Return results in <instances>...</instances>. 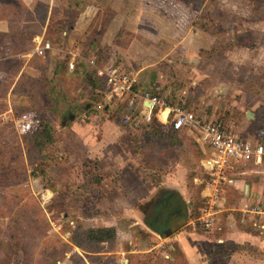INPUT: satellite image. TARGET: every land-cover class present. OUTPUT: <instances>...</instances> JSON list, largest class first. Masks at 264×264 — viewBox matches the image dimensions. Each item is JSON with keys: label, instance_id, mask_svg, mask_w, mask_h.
I'll use <instances>...</instances> for the list:
<instances>
[{"label": "rangeland", "instance_id": "374dc122", "mask_svg": "<svg viewBox=\"0 0 264 264\" xmlns=\"http://www.w3.org/2000/svg\"><path fill=\"white\" fill-rule=\"evenodd\" d=\"M146 1L138 0L143 5H133L136 15L141 12L155 16L152 8L141 11V7L150 3L159 12L161 6L169 5L170 0H149L145 5ZM181 1L190 2L193 7L204 6L201 13L204 17L209 7V14L217 18L215 22L210 19L197 22L221 36L223 49L202 63L197 83L192 84L197 80L195 72L186 71L182 66L176 69L168 67L163 70L167 79L161 78V87L145 90L164 97L168 104H184L186 109L205 121L219 120L245 140L264 143V65L257 66L258 72L246 70L235 76L224 71V33L241 27L233 24L241 6L247 5L245 8L250 10L243 17L246 19L264 16V5H259L258 0H242L239 5L237 0ZM80 12L66 7L62 0H0V264H124L125 260L126 264H183L182 255L174 254V241L162 243L164 238L154 231H142L139 225L128 228L121 221L119 228H123L122 233L117 231L113 240L102 243L87 240L83 229L101 226L107 217L112 219L108 214L103 217L97 214V211L113 214L114 211H110L112 204L107 201L98 208L94 205L96 200L100 203L103 199L105 190L111 192V187L104 188L102 184L96 187L91 177L80 181L73 175L70 180L60 179L62 175L66 176V169L59 166L65 164L67 158L63 162L56 160L60 152L56 143L48 144V138H43L38 151L33 147V140L40 133L33 134L19 127L18 117L28 110H36L42 121L46 120L59 129L73 116L72 104L62 100L71 102V96L62 89L67 75L64 72L62 76L55 77L49 62L55 58L66 65L72 53H76L71 51V45H75L76 38L84 39V36L81 38L84 24L77 23ZM102 12L103 20H109V10L103 8ZM75 26L77 30L72 31ZM91 29L88 27L84 34L87 35ZM42 33L56 49L52 58L37 57L31 53L33 39ZM241 33L245 32L242 30ZM245 37L242 35L240 42L248 39ZM84 40L85 44L87 39ZM79 42L78 46L82 44ZM131 52L141 53L139 48L131 49ZM19 53L21 56L24 53V56L19 57ZM78 57L77 54V66L80 65ZM99 57L103 61L109 60V56ZM168 70L172 74L168 75ZM231 76L232 86L227 88L226 80ZM74 85L80 88V92L83 90L86 93L81 81ZM247 111L252 113L253 118L246 116ZM78 112L76 110L75 114ZM119 116L123 121L124 116ZM149 171V178L157 189L142 204L155 199L163 189L158 182L160 171ZM231 175L264 193V162L236 163ZM80 191H86V195L83 196ZM228 199L230 205H236L239 197L230 193ZM188 221L183 228L187 229ZM143 242L150 246L158 242L162 245L146 250Z\"/></svg>", "mask_w": 264, "mask_h": 264}, {"label": "crops", "instance_id": "0c3cea01", "mask_svg": "<svg viewBox=\"0 0 264 264\" xmlns=\"http://www.w3.org/2000/svg\"><path fill=\"white\" fill-rule=\"evenodd\" d=\"M147 1L144 2L145 5ZM240 1L242 0H237V5L241 3ZM141 2L110 0L106 8L111 17L107 21L102 18V8L95 6H86L78 13L77 23L82 22L81 24L85 27L84 32L81 31V38L84 36L87 42L84 44V39L76 38L75 45H71V51L79 55L80 65L75 71L69 72L63 61L52 58V55L56 54L54 51H48L43 56V58H52L49 65L53 66L51 68L55 77L62 76L64 72L67 75L62 89L71 96V102L69 103L68 99L62 100L69 105L72 104V110H74L73 105L86 104L84 111L72 113L73 116L62 126V129L52 125L54 138L57 139L54 144L56 143L59 147L60 153L67 156V162L59 166L61 169H66V176L62 175L60 179L70 180V176L73 175L78 181L84 180L91 175L88 174L91 168L85 163L96 161L97 171L94 169L92 173L102 175V187L110 186L111 192L104 189L103 199L100 203L96 200L94 205L98 208L107 201L112 204L110 211H114L113 214L101 211H97V214L102 217L110 215L112 219L107 217L105 224L101 226L114 227L117 233L123 229L119 228L122 225L119 224L121 221L128 228L139 225L142 231H152L145 225L144 215L138 205L147 201L157 189L149 178V170L153 171L155 168L162 170L160 181H158L159 187L177 191L185 201L189 214L192 206L190 204L191 190L188 189L187 180L188 167L178 149L171 143L150 139L145 132V122L140 121L126 126L119 118V115L128 114L125 109L119 107L114 109L113 114H104L102 107L98 108V104H101L102 89L97 84L99 79L90 70L91 74L87 73V65L84 62L86 57L100 59V55L109 56V60L104 61L117 62L136 71L139 83L143 87L159 89L163 82L161 78L167 79L163 70L168 67L176 69L182 66L186 71L195 72L197 80H194L192 84L197 83L200 77L198 75L202 72V63H205L209 57H215L223 49L221 36L198 25L199 20H211L209 16H201L204 6L193 7L187 1L170 0L169 5L161 6L162 10L158 12V9L150 6L148 2V6H142L141 11L146 8L150 11L149 9L152 8L154 13L151 12L155 16H148V13L141 12L136 15L133 5L142 4ZM258 3L264 5V0H258ZM246 6H241L237 12L239 16L233 22L241 27H235V30L224 33V71L233 76L246 70L258 72L257 66L264 65V16L244 19L243 17H246L250 11L248 7L245 8ZM137 10L140 9L137 8ZM88 27L92 28L90 35L88 31L87 35L84 34ZM75 30H77L76 26L72 31ZM242 30L245 33H241ZM242 35L248 38L244 43L239 40ZM38 36L45 38L44 33ZM79 41L82 44L78 46ZM216 45L217 48L214 49ZM130 46H134L131 49L139 48L141 53H132ZM18 55L22 57L21 53ZM232 80V76L226 80L227 88H230ZM77 81L82 82L86 93L83 90L80 92V88L74 85ZM96 108L99 110L98 113L93 111ZM163 114L164 112L158 111L155 116L167 130L170 127L166 123V114L164 116ZM186 134L204 153L206 148L197 136L190 131ZM161 143H164L166 147H161ZM194 182L197 183V178H194ZM234 182V185L228 188L227 203L220 214V231L211 233L204 231L202 234L195 230L194 225L190 226L192 219H189L187 229L182 226L173 231L166 230L170 233L161 239L162 243L174 241L173 244L182 251L187 264H264V234L241 223L238 212V208L245 199H252L254 196V200L264 193L256 191L243 180L234 178ZM246 189L248 195L244 194ZM206 192L203 188L200 195ZM230 193L239 197L236 205L229 204ZM140 223L143 226H140ZM206 234H211L213 237H208ZM162 243L158 242L150 246L143 242V248L151 250Z\"/></svg>", "mask_w": 264, "mask_h": 264}, {"label": "built area", "instance_id": "2783aa9c", "mask_svg": "<svg viewBox=\"0 0 264 264\" xmlns=\"http://www.w3.org/2000/svg\"><path fill=\"white\" fill-rule=\"evenodd\" d=\"M65 35V32H64ZM32 54L43 57L48 51L56 50L52 41L44 37L33 39ZM77 54L72 53L67 61V70L73 72L77 68ZM120 63L103 61L98 58L86 59V67L105 89L101 91L103 102L110 103L115 100L128 112L124 121L138 123L149 122L158 111L166 113V123L172 129L185 128L194 133L202 142L207 151V157L202 161L208 180L202 195L203 204L199 215L191 220L194 226H200L207 233L221 230L220 214L227 203V191L234 185L231 170L236 163L259 164L264 160V144L252 143L230 131L221 121L204 119L197 116L192 110L185 108L184 104L170 105L166 99L150 90H138V73ZM125 97H128L125 99ZM103 106L98 104V108ZM21 130L36 132L41 127L40 114L36 110H28L18 117ZM248 195L247 189L244 193ZM254 198V196H253ZM245 199L238 208L240 222L264 234V195L258 198ZM167 255L166 257H169ZM126 260L124 264H126Z\"/></svg>", "mask_w": 264, "mask_h": 264}, {"label": "trees", "instance_id": "16d2710c", "mask_svg": "<svg viewBox=\"0 0 264 264\" xmlns=\"http://www.w3.org/2000/svg\"><path fill=\"white\" fill-rule=\"evenodd\" d=\"M63 4L66 7L76 9L78 11H83L86 6H95L98 8H105L108 7V3L110 0H62ZM206 16H209L212 20V22H215L217 19L216 17H213L210 15L209 7L207 9ZM62 33V32H61ZM62 40V38H61ZM59 40V42L61 41ZM58 43H56L57 45ZM217 48V45L214 49ZM67 60V59H66ZM67 69V64H66ZM167 70V69H166ZM170 71V72H169ZM87 73H90L89 70ZM168 75L172 74L171 70L167 71ZM91 74V73H90ZM55 79V78H54ZM100 89L104 90L105 86L102 82H97ZM140 89L141 92L145 91V87L142 86L141 83H138V89ZM100 102H102L103 106L101 110L104 114H113L115 108H123L120 104H116L115 100H112L110 103L103 102V96L100 98ZM94 102V101H93ZM96 104V102H95ZM85 105H83L81 108L80 105H73L72 111L85 110ZM96 113H98L99 110L93 109ZM41 118V116H40ZM45 123V124H43ZM123 123L126 126H130V122H125L123 120ZM145 132L150 137V139L153 141L160 140L171 143L176 149H178L179 154L182 157V160L188 167V173H187V180H188V188L191 190V206L193 209L188 214L187 211V205L185 201L182 199L181 195L175 191V190H169L166 188H163L160 192V194L153 200L149 201V203H144L139 206L140 211L143 213V221L147 227H149L152 231L163 233L166 230H176L180 227L184 226V224L189 220L190 218H196L199 215V209L203 204V198L200 195V192L205 187V184L208 180V175L203 168L202 161L206 159L208 152L206 151L203 153L201 149L198 147L197 143L186 134V129H172L170 126L169 129H164L162 126L163 124L156 118L155 115L152 116L151 120L149 122H145ZM44 125V126H43ZM42 127H44L42 129ZM42 129V130H41ZM53 126L51 123L47 122L46 120L42 121L41 118V127L39 130L35 133H40L38 136H36L33 140V147L37 149L38 151L41 150V144L40 140L43 138H48V144H52L55 141L54 138V132H53ZM46 138V139H47ZM135 143V141H133ZM161 147H166L164 143H161ZM167 145V144H166ZM66 155L64 153L58 152V155H56V160H60V162H63V160L66 159ZM86 166L91 168V172L89 171V177H91V182L93 185H96V187H99L102 183V175H99L98 173H92L95 169L97 171V162L96 161H87ZM53 165V164H52ZM199 168V171L197 169ZM93 169V170H92ZM162 172L160 169H156ZM194 178H197V183L194 182ZM80 193L85 196L86 191H80ZM229 198V197H228ZM229 200V199H228ZM149 207L151 209V215L148 216V210ZM196 231L203 232V229L200 226H196ZM85 232V237L87 240L93 243H102L111 241L115 238L116 235V229L114 227H90L83 229ZM175 250V256L176 253L182 255L184 259V263L186 264V260L184 258V255L182 251L179 249V247L176 244H172ZM177 264V263H176Z\"/></svg>", "mask_w": 264, "mask_h": 264}, {"label": "water", "instance_id": "95a60500", "mask_svg": "<svg viewBox=\"0 0 264 264\" xmlns=\"http://www.w3.org/2000/svg\"><path fill=\"white\" fill-rule=\"evenodd\" d=\"M246 116L248 118H253V115H252V113L250 111L246 112ZM154 233L158 234L160 237L164 238L165 236L169 235L170 231H165L164 233L162 231H160V232L154 231Z\"/></svg>", "mask_w": 264, "mask_h": 264}]
</instances>
